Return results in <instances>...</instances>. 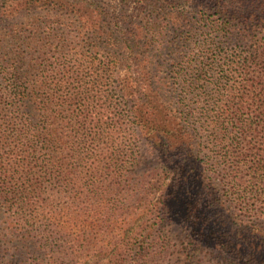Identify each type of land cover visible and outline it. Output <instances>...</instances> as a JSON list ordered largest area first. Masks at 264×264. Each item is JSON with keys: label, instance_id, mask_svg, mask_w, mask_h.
<instances>
[{"label": "rangeland", "instance_id": "374dc122", "mask_svg": "<svg viewBox=\"0 0 264 264\" xmlns=\"http://www.w3.org/2000/svg\"><path fill=\"white\" fill-rule=\"evenodd\" d=\"M162 1L173 23V0H0V33L16 35L7 39L21 47L20 56L16 55L20 75L45 81L49 92L61 94L94 84L95 89L112 94L113 101L104 99V120L112 118L105 125L114 131L102 160L95 159L87 167L89 157L80 154L83 160L78 168L83 173L88 168L92 175L87 182L90 188L84 183L82 190L91 189L94 198L86 197L84 203L55 200L50 207L59 213L62 232L51 233L43 224L37 232L14 230L0 200V264H243L247 256L232 262L223 251L195 246L181 217L184 206L178 194L183 191L203 203V211L215 223L212 230L226 229L241 255L253 252L257 259H264V185L254 191L237 186L235 182L245 174L236 176L225 169L239 161L238 149L248 146L244 142L251 140L257 149L262 147L264 128H258L255 138H241L237 127L229 124L230 137L239 142L231 147L229 140L216 141L214 129L197 120L211 95L223 98L226 105L225 89L239 88L252 95V72L229 79L224 71L228 55L250 50L251 44L236 38V32L226 40L209 24L197 22V14L188 6L184 10L190 24L180 33L182 39L173 37L171 23L159 32L150 23L161 18ZM131 22L143 24L137 33L142 44L136 54L125 50L132 38ZM116 23L121 26L117 28ZM208 57L211 64L204 73ZM76 71L78 75L71 79ZM134 92L141 102L153 97L154 112L166 124L158 127L157 137L133 120ZM250 103L241 102L242 117H247L244 112ZM177 108L194 114L185 145L173 138ZM179 149L186 153L180 156ZM225 149H230L229 158H224ZM182 160L186 166L177 171ZM80 209L90 213L76 217ZM143 239L144 257L133 263ZM127 241L133 243L130 252L125 248Z\"/></svg>", "mask_w": 264, "mask_h": 264}, {"label": "trees", "instance_id": "16d2710c", "mask_svg": "<svg viewBox=\"0 0 264 264\" xmlns=\"http://www.w3.org/2000/svg\"><path fill=\"white\" fill-rule=\"evenodd\" d=\"M33 4L31 1L30 5ZM187 6L197 14L194 18L197 22L209 24L213 32L228 41L236 32V38L240 41L245 39L252 47L250 50L228 55L227 61L225 60L227 68L224 69L225 76L229 79L252 72V95L240 91L239 88L225 89L228 102L232 105L229 103L226 105L223 98L216 99V96L211 95L200 108L197 120L214 129L212 134L215 135L216 141L221 143L229 140L231 147H233L232 143L239 142L230 137L229 124L237 127L241 138L245 136L255 138L258 128H264V38L262 37L264 36V0H173V23L168 18L171 13L162 1L161 18L151 21L150 24L162 32L165 26L169 27L171 23L173 37L182 39L180 33L190 24L187 18L189 14L184 10ZM143 24L147 25L148 20ZM143 24L131 22L129 31L132 38L128 39L125 49L129 53L136 54V49L142 44V41L137 39V33ZM120 26L116 23L117 28ZM14 36L16 35L0 33L1 206L7 221L14 223V230L22 233L37 232L38 227L43 224L47 231L58 234L63 228L59 225V213L55 211L56 209L50 208L53 202L69 199L84 203L86 197L94 198L91 189L82 190L84 183L87 184L92 180V175H88L91 171L88 168L84 173L80 171L78 161L83 160L80 157L85 153L89 157L85 164L91 167L95 159L100 161L101 157L105 156L114 131L110 126H106L112 118L108 121L104 120L107 111L104 99L109 103L113 101V96L95 89L94 84L93 87L85 89L76 87V90L62 91L61 94L49 92L46 90L45 81L20 75L17 71L19 59H16V55L20 56L18 50L21 47L13 45L12 41L8 42L7 39ZM209 39L213 40L212 37ZM114 43L113 38L111 45L114 46ZM211 46L209 48H218L213 44ZM209 64H211L210 58L206 67H203L204 73ZM61 70L69 72L64 68ZM78 72H72L71 79L76 78ZM97 76L100 80L101 77ZM115 78L119 84H122L123 80L117 79L114 75ZM58 84L60 85L61 82ZM63 87L67 86L63 85ZM133 94V120L142 127H148L155 134L153 136L157 137L161 131L158 127H164L166 124L162 123L154 112L156 107L153 97L149 96L150 99L141 102L139 93ZM243 101H251L249 110L244 112L247 117H242L241 114ZM178 114L176 115L178 128L173 132V138L177 137L180 143L185 145L191 137L187 128L194 114L189 115L182 110ZM261 143L262 147L257 149L251 140L244 142V145L248 146L245 149L241 147L238 149L239 161L230 167H225L227 173L232 170L236 176L244 173V176L249 177L248 181L244 176L239 177L238 182H235L237 186L244 185V188L254 191L257 186L264 185L262 175L264 155L260 154L264 152V140ZM178 152L180 156L186 153L180 149ZM229 153L230 149H225L224 158H229ZM181 162L183 163L176 167L177 171L185 165V160ZM49 187L53 191L45 195ZM178 196L183 199L182 221L188 224L195 246L204 244L223 251L226 255H230L232 262H238L242 256H247L243 264H264V259H257L253 252L241 255L239 245L226 236L228 233L226 229L218 227L212 230L215 223L210 221L207 213L203 211V203L194 200L188 191H183ZM87 204L91 205V201ZM89 213V210L80 209L74 215L87 216ZM144 242L145 239L141 241L139 250L134 254L136 259L132 261L133 263L139 262L144 257ZM125 248L130 252L134 249L133 243L127 241Z\"/></svg>", "mask_w": 264, "mask_h": 264}]
</instances>
